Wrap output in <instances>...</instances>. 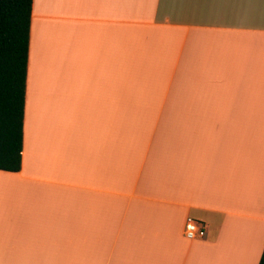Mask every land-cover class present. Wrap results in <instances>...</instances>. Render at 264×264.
<instances>
[{
    "label": "crops",
    "instance_id": "crops-1",
    "mask_svg": "<svg viewBox=\"0 0 264 264\" xmlns=\"http://www.w3.org/2000/svg\"><path fill=\"white\" fill-rule=\"evenodd\" d=\"M260 119L264 0H34L0 264H258Z\"/></svg>",
    "mask_w": 264,
    "mask_h": 264
},
{
    "label": "trees",
    "instance_id": "trees-1",
    "mask_svg": "<svg viewBox=\"0 0 264 264\" xmlns=\"http://www.w3.org/2000/svg\"><path fill=\"white\" fill-rule=\"evenodd\" d=\"M34 0H0V169L19 171ZM258 264H264V249Z\"/></svg>",
    "mask_w": 264,
    "mask_h": 264
},
{
    "label": "built area",
    "instance_id": "built-area-1",
    "mask_svg": "<svg viewBox=\"0 0 264 264\" xmlns=\"http://www.w3.org/2000/svg\"><path fill=\"white\" fill-rule=\"evenodd\" d=\"M206 234V225L192 216L186 218L185 235L189 239L202 238Z\"/></svg>",
    "mask_w": 264,
    "mask_h": 264
},
{
    "label": "rangeland",
    "instance_id": "rangeland-1",
    "mask_svg": "<svg viewBox=\"0 0 264 264\" xmlns=\"http://www.w3.org/2000/svg\"><path fill=\"white\" fill-rule=\"evenodd\" d=\"M252 125L251 133L255 132L258 139H264V119L253 121Z\"/></svg>",
    "mask_w": 264,
    "mask_h": 264
}]
</instances>
